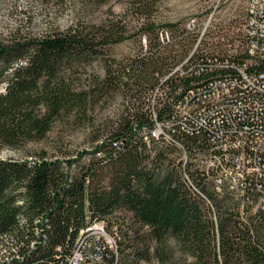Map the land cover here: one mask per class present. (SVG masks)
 Wrapping results in <instances>:
<instances>
[{"label": "trees", "instance_id": "trees-1", "mask_svg": "<svg viewBox=\"0 0 264 264\" xmlns=\"http://www.w3.org/2000/svg\"><path fill=\"white\" fill-rule=\"evenodd\" d=\"M110 1L125 2L123 11L0 43V145L42 141L56 124L89 127L92 144L71 155L42 148L0 158V235L21 243L0 264H68L80 230L119 210L130 222L118 224L115 250L95 252L107 264H264V210L225 185L218 191L193 160L207 152L208 133L172 119L184 92L215 74L211 61L247 59L245 34L243 50L230 53L232 38L204 40L207 26L198 37L159 22L160 0H81L86 12ZM137 36L136 54L112 55ZM93 62L102 74L85 73ZM116 95L122 114L95 125V111ZM155 119L169 123L168 138L151 137Z\"/></svg>", "mask_w": 264, "mask_h": 264}, {"label": "built area", "instance_id": "built-area-1", "mask_svg": "<svg viewBox=\"0 0 264 264\" xmlns=\"http://www.w3.org/2000/svg\"><path fill=\"white\" fill-rule=\"evenodd\" d=\"M196 26L195 19L187 23L191 32ZM244 34L247 59L242 63L211 61L215 74L184 92L174 103L172 119L182 128L208 133L210 146L203 168L218 191L225 185L242 204L264 210V0H247ZM168 125L155 119L151 137L168 138ZM250 189L256 198L247 195ZM103 227L101 220H94L80 230L68 264L77 263L81 242L94 240L91 235L103 233ZM4 243L11 246L7 255H0V263L9 259L10 251L17 256L21 245L9 234L0 235V244Z\"/></svg>", "mask_w": 264, "mask_h": 264}, {"label": "rangeland", "instance_id": "rangeland-1", "mask_svg": "<svg viewBox=\"0 0 264 264\" xmlns=\"http://www.w3.org/2000/svg\"><path fill=\"white\" fill-rule=\"evenodd\" d=\"M159 22L171 21L181 23L187 29V23L195 19L196 35L199 37L204 32L205 27L208 31L204 40L208 43L216 41H226V37L232 38L234 48L230 53H236L240 44L243 42L244 21L246 16L247 0H160ZM125 7L123 1H110L102 5L92 6L89 10L83 11L81 0H0V43H7L11 39L18 37H40L53 32L66 30L69 26L81 20L98 21L103 19L109 9L115 13H120ZM86 12V13H85ZM143 42L142 36L129 38L121 43L115 44L111 53L117 59L134 55L139 50ZM206 44H202L204 47ZM229 46V45H228ZM208 47V45H207ZM243 50L241 47L238 49ZM24 60L16 61L14 65H21ZM103 73L102 68L97 62L87 65L85 73ZM4 86L0 82V92L4 91ZM123 105L121 97L116 95L111 103L106 107L95 111L97 124H109L113 119L122 114ZM91 129L89 127H73L56 124L48 131L44 140L39 142H25L18 147L10 148L0 145V158H22L39 153L44 148L48 154H74L76 151L89 149L92 145ZM95 143V142H94ZM193 158L196 163L203 168L205 153H196ZM183 159H186L183 153ZM118 218L119 220H117ZM124 220L129 223L128 214L124 211H115L109 220H101L103 233L94 232L92 239L81 242L79 248L80 255L75 264H107L98 254L105 246L115 250L117 235H120L118 224ZM122 223V222H121ZM111 225V226H110ZM117 231V233H116ZM99 237V238H98ZM78 241L75 243L77 244ZM9 244H0V255H7ZM98 253H95V252ZM2 257V258H3ZM82 262V263H80ZM152 264V263H140Z\"/></svg>", "mask_w": 264, "mask_h": 264}]
</instances>
